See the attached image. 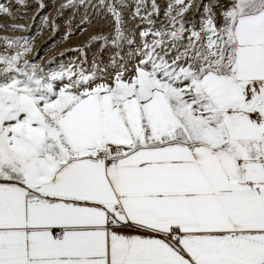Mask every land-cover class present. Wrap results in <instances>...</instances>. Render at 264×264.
<instances>
[{
	"label": "snow or ice",
	"instance_id": "1",
	"mask_svg": "<svg viewBox=\"0 0 264 264\" xmlns=\"http://www.w3.org/2000/svg\"><path fill=\"white\" fill-rule=\"evenodd\" d=\"M216 6L181 50L191 4L173 0L111 76L45 73L8 41L24 51L0 54V264H264V0H228L219 23ZM121 7L93 40H128Z\"/></svg>",
	"mask_w": 264,
	"mask_h": 264
},
{
	"label": "rangeland",
	"instance_id": "2",
	"mask_svg": "<svg viewBox=\"0 0 264 264\" xmlns=\"http://www.w3.org/2000/svg\"><path fill=\"white\" fill-rule=\"evenodd\" d=\"M112 2L105 0V5L101 7L99 0H83V3L81 0H72V6L65 7L69 0H0V7L9 9L8 13H0V54L15 55L16 52H23L22 47L11 46L8 41H18L19 45H23L26 40L30 50L24 53L23 58L45 73L79 68L86 74L100 69L101 75L106 71L111 76L115 71L111 66L114 58H117L118 63H127V67L133 69L140 58L137 53L145 39L141 37V31L168 30L170 18L166 12L173 0H122L126 7H121L119 11L128 40L120 47L112 46L110 41L105 43L102 39L93 40V37H106L114 33V18L107 9V4ZM153 2L158 6V11H153ZM185 3H190L191 9L183 17L185 28L189 31L185 32L179 44L181 50L189 43L192 26L195 25L199 30L204 5L212 4L213 0H185ZM215 3L217 6L213 11L219 23L222 22L220 13L228 0H215ZM140 4L143 7H140L137 14ZM175 14L174 8L172 15ZM145 17L153 23L148 24ZM23 31L26 33L21 35ZM146 39L151 43L153 37L149 35Z\"/></svg>",
	"mask_w": 264,
	"mask_h": 264
},
{
	"label": "bare ground",
	"instance_id": "3",
	"mask_svg": "<svg viewBox=\"0 0 264 264\" xmlns=\"http://www.w3.org/2000/svg\"><path fill=\"white\" fill-rule=\"evenodd\" d=\"M196 2H197V1H196ZM196 2H195V3H196ZM95 19H96V17L94 18V20H95ZM140 23H143V22H140ZM140 23H139V24H140ZM105 26H106V25H105ZM89 31H90V29H89ZM25 33H26V32L23 31V32L21 33V35H22V34H25ZM90 33H91V32H90ZM87 35H88V33H87ZM46 37H47V36H46ZM82 40H83V39H82ZM39 43H43V42L40 41ZM74 43H76V42H74Z\"/></svg>",
	"mask_w": 264,
	"mask_h": 264
},
{
	"label": "crops",
	"instance_id": "4",
	"mask_svg": "<svg viewBox=\"0 0 264 264\" xmlns=\"http://www.w3.org/2000/svg\"><path fill=\"white\" fill-rule=\"evenodd\" d=\"M121 231L129 232L131 230H129V229H122Z\"/></svg>",
	"mask_w": 264,
	"mask_h": 264
}]
</instances>
